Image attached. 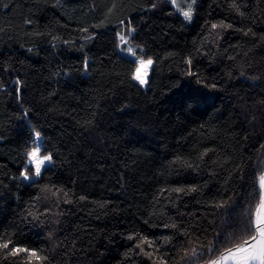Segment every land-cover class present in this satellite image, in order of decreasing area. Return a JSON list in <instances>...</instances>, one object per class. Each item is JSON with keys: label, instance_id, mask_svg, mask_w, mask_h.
I'll list each match as a JSON object with an SVG mask.
<instances>
[{"label": "trees", "instance_id": "1", "mask_svg": "<svg viewBox=\"0 0 264 264\" xmlns=\"http://www.w3.org/2000/svg\"><path fill=\"white\" fill-rule=\"evenodd\" d=\"M129 25L154 58L147 87L118 47ZM261 160L264 0H198L192 21L171 0H0V238L51 264H207L232 244L185 252L247 238Z\"/></svg>", "mask_w": 264, "mask_h": 264}, {"label": "snow or ice", "instance_id": "2", "mask_svg": "<svg viewBox=\"0 0 264 264\" xmlns=\"http://www.w3.org/2000/svg\"><path fill=\"white\" fill-rule=\"evenodd\" d=\"M173 5H177V0H171ZM194 3V0H193ZM156 5L153 4L152 7ZM177 7H179L177 5ZM180 11L185 19H192V4L187 5V9L180 8ZM243 15V13H241ZM124 22L121 21V24ZM223 27H231V25H221ZM213 28H216L217 25L213 24ZM135 29L129 28L127 31L128 35H131ZM121 44L127 45V40L125 35H120ZM126 52L133 57H136V51L131 46H126ZM189 65L191 64V60L187 62ZM153 61L151 58L145 60L142 57L138 59L137 66L132 75V79L138 81L140 85L147 84V76L149 69ZM188 75H194V73L189 72ZM17 85L21 84V81H16ZM215 87V85H212ZM20 88L16 89L17 93L20 92ZM35 137L37 140L40 139V133L36 132ZM26 156L28 163L33 166L32 175L35 177H40L42 174V169L48 162H51L52 155H41V146L39 143L36 144L35 147H32L30 150L26 151ZM264 165V160L260 162ZM30 169L25 168L24 171L20 173L25 180H30L31 176L29 175ZM258 192L257 195L259 197L258 203L254 205L253 208H249L246 210V215L244 219V226L241 229L242 233L247 234V238L240 240L238 243L233 244L232 241L235 239V235L231 232L225 233H215L212 241H208L207 237H204L200 243L203 245L202 247L192 248L191 253L185 252L186 259H192L193 257L203 256L205 251L208 254H214L220 247L226 244H232L231 247L224 248V251L221 252L220 256L216 259H209L207 264H264V170L261 171V174L258 177ZM195 190V189H192ZM176 192L185 191L182 188L175 189ZM83 199V197H81ZM228 205V201L221 200L216 203L214 206L219 209L225 208ZM165 228L171 227L173 229H177V224L173 223L171 225L165 224ZM187 234V233H185ZM131 239V237H129ZM172 237H165V242H170ZM148 243L151 245L152 242L147 240V237L143 238L140 242V250L144 252L142 244ZM11 245V247H10ZM0 250L5 252L6 256L16 257L20 253H24L27 256L28 264H51L49 258L47 256L41 255V250H37L35 248H24V247H16L11 237L0 238ZM146 256L152 257L151 252H144ZM159 264H167V261L164 257H158Z\"/></svg>", "mask_w": 264, "mask_h": 264}, {"label": "rangeland", "instance_id": "3", "mask_svg": "<svg viewBox=\"0 0 264 264\" xmlns=\"http://www.w3.org/2000/svg\"><path fill=\"white\" fill-rule=\"evenodd\" d=\"M197 3H198V0H194V3H193V0H177V5H178L179 7H177V5H174V6H175V7L177 8V10L181 13L180 8H184V9L186 10V9H187V5H188V4H192V19H191V20H188V21H192L193 18H194V15H195V8H196ZM181 14H182V13H181ZM129 28L135 29V27H134L133 25H129V26H126V27H124L123 29H121V30L119 31V38H120V35L123 34V35H125L126 40H127V45H123V44H121V41L119 42V46H118V47H119L120 51H121L123 54L132 57V58L135 59L137 62H138V59L141 58V57H142L143 59H145V60L151 58L152 61H153V64H154V58H153V57H150V56H146V55L144 54V52H143L144 49H145L144 46H143L142 44H140V43L134 41V40L131 38V35H132L135 31L132 32L131 35H128V34H127V31H128ZM126 46H131V47H133V48L135 49V51H136V57H133V56H131L130 54H128V53L126 52ZM153 64L151 65V67H150V69H149V72H148V76H147V84L142 85L143 87H147V86L149 85V77H150V75H151V70H152ZM134 71H135V70H134ZM133 73H134V72H133ZM136 82H138V81H136ZM138 83H139V82H138Z\"/></svg>", "mask_w": 264, "mask_h": 264}, {"label": "water", "instance_id": "4", "mask_svg": "<svg viewBox=\"0 0 264 264\" xmlns=\"http://www.w3.org/2000/svg\"><path fill=\"white\" fill-rule=\"evenodd\" d=\"M219 256H220V255H219ZM219 256H218V257H219ZM218 257H216V258H218ZM216 258H214V259H216Z\"/></svg>", "mask_w": 264, "mask_h": 264}]
</instances>
